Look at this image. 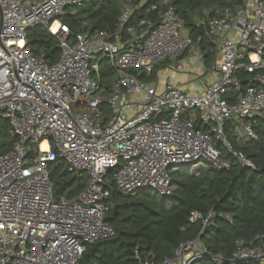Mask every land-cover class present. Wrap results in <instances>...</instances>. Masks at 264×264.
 <instances>
[{
  "label": "built area",
  "instance_id": "2783aa9c",
  "mask_svg": "<svg viewBox=\"0 0 264 264\" xmlns=\"http://www.w3.org/2000/svg\"><path fill=\"white\" fill-rule=\"evenodd\" d=\"M82 2L0 0V115L16 139L0 154V264H79L88 244L114 234L104 221L112 185L123 195H168L174 189L169 169L198 175L210 166L227 168L222 148L254 168L233 150L225 130L240 122L246 138H255L250 120H264V0H238L200 22L212 42L209 64L202 37L181 33L174 0H128L113 29L92 30L83 22L86 28L73 33L62 18L74 16ZM141 7L145 12L131 22ZM33 27L57 40L55 63L29 48L26 33ZM184 51L209 76L200 89L186 93L176 83L158 87L149 79L155 66ZM103 60L113 71L109 88L102 84ZM241 71L249 75L244 88ZM55 161L88 177L75 198L55 201L49 170ZM199 217L192 212L190 221ZM202 258L264 264V236L239 242L226 260L210 254L198 235L164 260L147 257L142 264Z\"/></svg>",
  "mask_w": 264,
  "mask_h": 264
},
{
  "label": "trees",
  "instance_id": "16d2710c",
  "mask_svg": "<svg viewBox=\"0 0 264 264\" xmlns=\"http://www.w3.org/2000/svg\"><path fill=\"white\" fill-rule=\"evenodd\" d=\"M127 1L83 0L82 5L75 9L74 16L67 15L62 19L73 33L86 28L83 22H87L92 30H111L116 26L117 17ZM237 2L238 0L173 2L176 17L181 21L184 31L194 41L198 36L202 37L198 44L205 52L207 64L211 61L212 42L204 35L200 22L207 16L215 15L217 9ZM144 12L145 9L141 7L132 16L131 22H136ZM26 36L28 46L34 54H44L50 64L58 60L57 40L44 28L33 27L27 31ZM159 65L152 70L151 79L155 78ZM102 66V79L113 81L109 61H101ZM238 77L244 88L249 75L241 71ZM105 88L108 86L105 85ZM230 92L232 93L227 98L232 101L234 93L232 90ZM250 122L255 138L243 139L235 132V126L233 129H230L231 126L226 127L225 132L233 150L244 153L252 161L254 168L243 167L222 148L221 157L228 162L227 168L210 166L198 175L185 173L180 179L171 178L174 189L168 195L154 190L123 195L112 185L108 201L113 204L104 221L112 227L114 234L88 244L79 264H142V260L147 257L162 261L181 242L198 235L210 254H219L227 260L239 242L248 243L257 236H264V120ZM0 138V154L11 151L16 139L11 135L9 122L1 115ZM49 170L54 198H75L87 186L88 177L69 172L63 162H52ZM210 211L212 215L203 224V219ZM192 212H198L201 217L191 222ZM192 264L215 263L209 258H202Z\"/></svg>",
  "mask_w": 264,
  "mask_h": 264
},
{
  "label": "rangeland",
  "instance_id": "374dc122",
  "mask_svg": "<svg viewBox=\"0 0 264 264\" xmlns=\"http://www.w3.org/2000/svg\"><path fill=\"white\" fill-rule=\"evenodd\" d=\"M181 33H185L184 29L182 30ZM179 60H180L179 63H177L178 58L168 60V63H166L165 65L170 66V65H174L176 63L178 64V68H176V73H174V77L176 79V84H178L180 86V89H184V90H188V91L198 90L204 84V82L209 80V76L206 73L205 69H203L201 67L199 62L194 61V59L190 55L179 58ZM102 68H103V66L101 67V69ZM161 69H162V72L159 73V75H158L159 80L163 79L164 75L169 76L172 73V71H166L165 67H162ZM112 77H113V74H112ZM188 79H189V81L187 82L186 80H188ZM107 81H108V79L103 78L102 84H103V86L107 85L109 88L112 80L109 79V82H107ZM170 82L175 83V80L171 79ZM106 108L107 107L103 108V116L105 119H107L109 116L108 110ZM89 112L94 117V113L91 110H89ZM127 112H126L127 114L133 115L134 110H133V108H130L127 110ZM235 124L239 126V128H238L239 131H235V132H237L240 136H242L243 139H246L247 136H246V133L243 129L242 123L231 121V122L227 123V127L231 126L230 129H233ZM0 140H1V138H0ZM205 170H207V168ZM188 172H189V170L178 171V170L169 169V173L171 175V178L180 179L183 176V174L188 173ZM117 192L120 193L119 191H117ZM66 194L67 193H65V195ZM58 199L59 198H55V201H57ZM107 202H108L109 207H111L113 203L111 201H107Z\"/></svg>",
  "mask_w": 264,
  "mask_h": 264
},
{
  "label": "crops",
  "instance_id": "0c3cea01",
  "mask_svg": "<svg viewBox=\"0 0 264 264\" xmlns=\"http://www.w3.org/2000/svg\"><path fill=\"white\" fill-rule=\"evenodd\" d=\"M185 34H187V32H185ZM185 53H181L177 58H178V61H177V63H179V58H182V57H185V56H188L189 54L186 52V51H184ZM183 54V55H182ZM182 55V56H181ZM166 63H168V60H165V61H163L162 63H160V65H159V67H158V69H157V71H156V76H155V78L153 79V80H155L156 81V83L158 84V87H163L167 82H170V80L172 79V80H175V83H176V79H175V77H174V73H176V68H178V64L176 63V64H174V65H170V66H168V65H165ZM162 67H165V69H166V71H172V73H171V75H169V76H167V75H164V77H163V79H161V80H159V78H158V75H159V73H161L162 72ZM170 67V68H169ZM149 79H151V77L149 78ZM187 82L189 81V79L188 80H186ZM172 83V82H171ZM177 86H179L178 84H177ZM180 87V86H179ZM184 92H186V93H194V92H196V90H194V91H188V90H184V89H182Z\"/></svg>",
  "mask_w": 264,
  "mask_h": 264
}]
</instances>
